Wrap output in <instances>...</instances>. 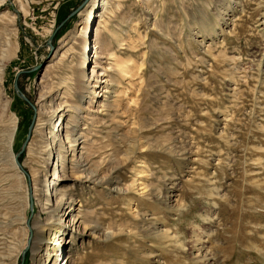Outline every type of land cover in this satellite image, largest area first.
<instances>
[{"label": "rangeland", "instance_id": "374dc122", "mask_svg": "<svg viewBox=\"0 0 264 264\" xmlns=\"http://www.w3.org/2000/svg\"><path fill=\"white\" fill-rule=\"evenodd\" d=\"M22 1L26 13L17 11L16 0H0V15L16 13L13 27L7 19L0 20V31L9 35L0 94V264H32L25 243L32 236L28 224L39 208L33 204L31 209L29 177L20 166L34 134L37 83L60 40L79 31L81 12L90 0ZM149 3L155 16L149 17L141 2L123 0L120 15L129 18L138 48L113 44L112 50L139 69L133 77L113 73L120 113L111 111L113 118L107 121L100 115L99 124L89 130L96 163L109 153L114 164L123 165L117 172L121 186L133 179L147 186L144 192H117L106 184H62L70 185L90 222L111 230L108 237L99 231L77 236L74 261L264 264V2ZM153 21L160 22L162 33L153 29ZM115 23L121 24L111 25ZM122 27L130 30L129 25ZM88 53L91 57L94 49ZM48 72L53 80L56 74L68 80L63 77L69 73L56 65ZM16 80L25 98L15 89ZM73 82L69 80L72 92ZM12 114L18 116L19 128L10 148L2 141ZM135 145L133 156L125 158ZM111 166H102V173L108 174ZM140 168L144 172L137 175ZM24 169L30 172L27 165ZM48 236H42L46 243Z\"/></svg>", "mask_w": 264, "mask_h": 264}, {"label": "bare ground", "instance_id": "6f19581e", "mask_svg": "<svg viewBox=\"0 0 264 264\" xmlns=\"http://www.w3.org/2000/svg\"><path fill=\"white\" fill-rule=\"evenodd\" d=\"M137 1L142 3L144 11L149 17L155 16L156 11L150 5V0ZM262 1L264 2V0ZM16 3L18 12H27L24 1L16 0ZM123 10V0H90L85 12L83 10L81 12L79 31L67 34L60 40L61 44L55 49L52 62L45 65L37 83L39 96L35 102L36 122L33 127V137L27 144L28 158L22 163L21 168L17 166L18 163L17 165L14 163L24 175L29 177L28 199L39 208L38 213L28 224L32 236L25 243V247L31 248L32 264H77L73 258V240L77 236L94 235L97 231L103 233L105 237L111 235L110 229H102L88 220V213H83L84 211L82 212L79 208L78 201L69 188L70 185L62 186V184L64 185L67 181H73V185L80 186L106 184L117 192L133 189L144 192L142 189L147 186L143 184L144 182L136 183V179H133L134 181L132 180L130 185L128 184L129 186H121L117 179V172L122 169L123 165L114 164V158L109 153L99 163H96L94 157L97 155V149H95V142L91 140L89 132L90 127L99 124L97 122L101 120L100 115H105L106 119L104 120L107 121L113 118L114 111L120 113L118 111H120L119 96L121 95H119V89L115 88L117 81L113 76L118 74L119 76L133 77L139 69L136 63L130 64L131 59L122 58L112 50L113 44L119 48H125L124 45L128 48H138V40L133 38L136 35L131 34L133 27L130 26L129 18L127 15H120ZM2 18L8 20L10 27L16 24H14L16 13L12 11L1 13L0 20ZM230 19L232 23L229 25L233 27L235 19L234 17ZM119 21L121 22L120 27L116 23L111 25L112 22L118 23ZM261 23L264 24V16ZM122 25H129L131 31H124L125 28ZM160 25V22L153 21V29H158L159 33H162L164 28L162 29V25ZM12 29L16 28L10 30ZM125 33L126 36H124ZM8 36L7 33L0 31V94H3L1 80L4 72V52L9 43ZM137 37H141L140 34ZM15 45L17 52L19 45L16 40ZM90 49H94L91 57L88 53ZM64 59V63L61 62ZM88 63L92 65L90 74H87ZM55 65L61 69L63 74L69 73L68 76L63 77L65 79L67 77V81H64L62 76L55 72V79H52L48 71L49 67ZM46 79H51V81L47 82ZM70 79L74 80L75 90L73 92L69 88ZM100 96L105 97L104 100H98ZM72 97L75 100H72ZM92 104H97V107L87 110ZM9 105V100H7L3 109L6 111ZM86 110L87 114H85ZM111 111L113 112L111 113ZM8 118L10 119L9 127L3 132L2 143L6 142L11 148L16 140L19 120L18 116L14 114L9 115ZM34 135L40 136L41 139L34 140ZM132 148L130 152H127L125 158H131L138 149L136 145ZM12 154L13 160H15L13 149ZM108 162H111L113 166L108 174L102 173L101 167ZM101 164L102 166H100ZM24 165L28 166L29 173L25 170L26 168L24 169ZM143 172L144 170L140 168L136 174L139 175ZM46 233L49 234L47 243L46 238L42 237ZM1 246L4 245H0V248ZM199 250L201 251V249ZM203 254L204 257H207L206 253L203 252Z\"/></svg>", "mask_w": 264, "mask_h": 264}, {"label": "water", "instance_id": "95a60500", "mask_svg": "<svg viewBox=\"0 0 264 264\" xmlns=\"http://www.w3.org/2000/svg\"><path fill=\"white\" fill-rule=\"evenodd\" d=\"M15 89L19 92V94L22 96V97H24L25 98V95L22 93V91L19 89V87H18V82H17V80L15 81ZM33 126V125H32ZM31 126V127H32ZM30 135H31V131L29 132V135H28V138H27V140L29 139V137H30ZM17 160V159H16ZM17 163H18V165H20V163H19V161L17 160ZM33 208V203L31 202V209Z\"/></svg>", "mask_w": 264, "mask_h": 264}]
</instances>
